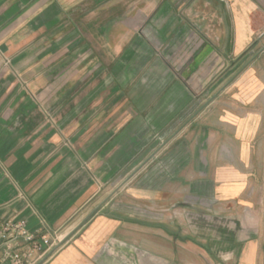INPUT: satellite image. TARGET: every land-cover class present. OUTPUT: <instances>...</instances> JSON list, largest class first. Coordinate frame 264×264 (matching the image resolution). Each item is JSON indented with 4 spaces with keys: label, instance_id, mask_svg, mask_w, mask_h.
<instances>
[{
    "label": "crops",
    "instance_id": "crops-1",
    "mask_svg": "<svg viewBox=\"0 0 264 264\" xmlns=\"http://www.w3.org/2000/svg\"><path fill=\"white\" fill-rule=\"evenodd\" d=\"M263 50L264 0H0V221L50 240L37 264H211L180 250L174 224L113 204L211 194L253 215L219 237L234 255L219 264H264V188L241 197L264 183ZM219 67L217 98L191 113Z\"/></svg>",
    "mask_w": 264,
    "mask_h": 264
},
{
    "label": "rangeland",
    "instance_id": "rangeland-1",
    "mask_svg": "<svg viewBox=\"0 0 264 264\" xmlns=\"http://www.w3.org/2000/svg\"><path fill=\"white\" fill-rule=\"evenodd\" d=\"M132 1L134 0H129V2ZM139 33H143V35H147L149 37L148 30L145 31V28L140 30ZM252 54L254 55L255 53ZM9 64V59H5V65ZM229 72L230 68L227 67H225V69L220 67L217 69L214 75L215 79L213 78V80H211V82L209 83V87L205 90L204 94L201 93L199 95H194L191 113H196L200 108L210 104L217 98L216 96V98L212 100V97L216 95V93L223 86L221 84L222 79ZM227 103H230V101H227ZM136 169L137 167L129 169L127 175L119 179V181H116L114 185L107 186L99 196L100 199L98 198L99 201L97 202V204H99L101 200L105 198L109 191L115 189L129 177H132L131 179H133L135 175L132 174L134 173V171H136ZM131 179L127 183H129ZM164 179L169 180V178H167L166 176L164 177ZM164 179H162V177L157 180L151 178L148 180V182L134 179L131 186H129V189L136 190L137 188L143 186L145 187V185L147 186L148 183L150 187L154 186L165 189L167 185L165 184L166 182ZM262 187L264 188V183H252V185L247 187L244 195H242L241 197L249 203L254 202L255 200L257 202L258 200H260L258 199V189ZM124 193L127 192L125 191ZM176 193L172 196V200L170 198H167L163 202L164 205L160 208H155L154 206H152V202L148 205H143L142 203L140 204L132 194H130L131 196H129L128 201L121 203V199L118 201L119 198H117V201L115 200L113 204H115V207L118 210L127 213V215H129L130 217L145 218L149 221L157 223L174 224L178 230L177 245L180 250H183L182 247H184L187 242L188 247L185 251L204 254L208 256L211 264L231 262L234 258L233 252L232 250L226 248L230 246V244L225 243L224 245L223 243H220L219 237L223 238V232H225L228 238L229 234L231 235L235 232H240V226L243 227V225L245 228H247L246 224H248V220L250 223V219L253 216L250 206L244 205L241 208L243 212L241 214L239 213V219L238 217L236 218L233 214H229V211L224 212L222 208L219 209L217 207V203L219 202L217 196L215 197L210 194L209 196L205 197H185L184 190H178V192ZM238 205L241 206L239 200L231 201L227 204V208L230 206L232 208H235V206Z\"/></svg>",
    "mask_w": 264,
    "mask_h": 264
},
{
    "label": "built area",
    "instance_id": "built-area-1",
    "mask_svg": "<svg viewBox=\"0 0 264 264\" xmlns=\"http://www.w3.org/2000/svg\"><path fill=\"white\" fill-rule=\"evenodd\" d=\"M21 243L29 248L21 250ZM50 247V240L32 233L26 220L0 221V248H4L0 264H37ZM37 255L40 257L36 258Z\"/></svg>",
    "mask_w": 264,
    "mask_h": 264
},
{
    "label": "water",
    "instance_id": "water-1",
    "mask_svg": "<svg viewBox=\"0 0 264 264\" xmlns=\"http://www.w3.org/2000/svg\"><path fill=\"white\" fill-rule=\"evenodd\" d=\"M264 51V50H263ZM132 177L125 180L109 197H107L96 209H94L83 221L80 225L70 234L68 235L55 249L54 252L59 249L77 230H79L83 225H85L106 203H108L123 187L124 185L131 179Z\"/></svg>",
    "mask_w": 264,
    "mask_h": 264
}]
</instances>
